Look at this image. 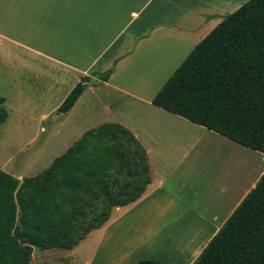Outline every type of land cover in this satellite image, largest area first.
I'll return each mask as SVG.
<instances>
[{"label":"crops","instance_id":"1","mask_svg":"<svg viewBox=\"0 0 264 264\" xmlns=\"http://www.w3.org/2000/svg\"><path fill=\"white\" fill-rule=\"evenodd\" d=\"M246 1L0 0V50L7 56V77L14 81L27 72L22 83L28 85L31 79L52 77L53 84L66 86L65 98L90 76L73 106L57 111V118L89 96L85 94L110 103V122L132 133L148 165L150 181L141 194L112 206L101 226L71 249L61 248L70 255L57 257L56 264H135L145 259L191 264L255 186L264 165L255 175L231 176L223 186L214 175L201 178L203 165L186 162L200 156L198 145L235 141L152 103L190 50ZM109 69L106 81L92 76ZM123 218L122 225L112 228L113 221ZM95 230L99 236L92 246ZM87 240L89 245L76 252ZM37 249L33 246L29 264H48L41 251L46 249L37 251L33 261Z\"/></svg>","mask_w":264,"mask_h":264},{"label":"trees","instance_id":"2","mask_svg":"<svg viewBox=\"0 0 264 264\" xmlns=\"http://www.w3.org/2000/svg\"><path fill=\"white\" fill-rule=\"evenodd\" d=\"M110 73L92 76L106 81ZM90 79L77 82L57 111L67 112ZM4 102L0 96V124L8 117ZM152 103L264 154V0H247L225 15ZM149 181L144 151L114 122L86 130L21 181L0 169V264H29L33 246L71 249ZM191 264H264V173Z\"/></svg>","mask_w":264,"mask_h":264},{"label":"rangeland","instance_id":"3","mask_svg":"<svg viewBox=\"0 0 264 264\" xmlns=\"http://www.w3.org/2000/svg\"><path fill=\"white\" fill-rule=\"evenodd\" d=\"M16 63L20 61L16 60ZM26 75L27 72H23L22 78L14 81L7 77V56L0 50V96L5 98L4 106L8 112L7 119L0 124V169L20 181L23 177L35 175L48 167L52 160L62 154L85 130L114 119L112 105L108 102H98L90 94H85L89 96L80 101V106L79 103L70 112L57 118V108L64 99L66 86L53 84L52 77L34 78L28 85L22 83L27 80ZM106 106L110 107L109 111ZM42 115L49 117L43 119ZM222 142H203L204 144H199L195 149L202 152L200 156L197 159L188 157L186 160L203 165L201 178L214 175L223 186L231 176L242 179L248 173L255 175L254 171L264 165V155L259 151L235 142ZM117 213L120 214L121 211ZM117 213L113 214L112 219ZM125 219L127 218L113 221L112 228L122 225ZM96 231L98 230L92 232V246L99 236ZM89 241L80 244L76 252L89 245ZM37 251L43 252L48 264H56L57 257L70 255L67 250L61 248L41 251L37 249L33 254L34 262L39 254ZM82 256L86 258L87 253ZM83 259L78 262L82 263ZM63 264L68 263L63 261Z\"/></svg>","mask_w":264,"mask_h":264}]
</instances>
